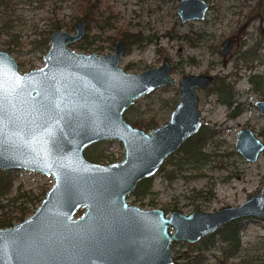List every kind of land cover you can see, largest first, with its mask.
<instances>
[{
    "label": "water",
    "instance_id": "1",
    "mask_svg": "<svg viewBox=\"0 0 264 264\" xmlns=\"http://www.w3.org/2000/svg\"><path fill=\"white\" fill-rule=\"evenodd\" d=\"M208 7L204 0H179L176 13L182 23L202 20ZM85 25L79 18L73 32L53 31L43 65L25 72L0 51V170L53 179L33 213L0 228V264H174L173 242L195 243L238 219L264 220V184L237 206L211 212L167 214L128 202L140 180L198 133L197 91L210 86L213 76L181 75L168 120L146 132L123 113L139 97L174 82L171 64L126 72L119 66L128 48L124 40L103 55L71 49ZM232 47L233 39H226L220 53L226 56ZM255 106L264 114V100ZM103 140L121 142L123 159L87 160L83 150ZM234 146L249 162L264 151V142L248 128L237 132Z\"/></svg>",
    "mask_w": 264,
    "mask_h": 264
},
{
    "label": "rangeland",
    "instance_id": "2",
    "mask_svg": "<svg viewBox=\"0 0 264 264\" xmlns=\"http://www.w3.org/2000/svg\"><path fill=\"white\" fill-rule=\"evenodd\" d=\"M207 2L210 9L204 20L181 23L176 13L178 0H99V22L109 18L111 27L100 30L91 26L87 31L86 23L82 39L70 46L78 52L103 55L112 52L116 41L124 40L128 48L119 66L129 73H140L163 61L171 64L174 82L139 97L123 113L128 123L146 132L150 129L134 122L151 117L158 125L166 122L180 96L178 78L181 75L210 74L224 79L230 86V105L217 100L212 89L214 85L211 89L197 91L201 128L212 131L204 149L205 163H185L183 159L179 161L178 151L174 153L170 161L166 160L151 177L153 193L144 197L131 193L127 197L129 203L140 208H161L166 213L175 210L183 214L193 210L211 212L225 206H237L264 184V151L256 161L249 162L234 146L236 134L243 128L252 130L264 142V114H260L255 106L256 101L264 100V0ZM79 18L83 19L79 2L76 5L71 1L20 0L10 22L14 26L15 42L8 44L9 37L0 34V51H6L14 58L20 72L38 68L43 65L42 56L49 42L48 39L43 45L36 42L50 36L55 21L63 24L59 30L73 32L72 25ZM3 24L0 15V26ZM121 34L125 38H121ZM131 35H137L143 44L131 43ZM229 36L235 37L236 42L231 54L223 58L218 49L222 40ZM107 37L109 41H102ZM84 41H94V45L102 44L104 48L91 50L93 45L82 49L79 44ZM83 155L91 161L107 164L122 160L124 150L121 142L110 140L86 147ZM171 163H178L180 171ZM18 171L7 196L9 201L5 198L2 202L8 211H17L24 203L35 210L52 186L53 179L37 172ZM168 174L174 178L169 180ZM17 192H25V195L13 203L10 198ZM242 222L241 251L236 257L223 258L219 233L192 244L173 242L171 255H195L202 249V264H218V261L240 264L241 260L247 264H264V220ZM209 241L214 245L205 250Z\"/></svg>",
    "mask_w": 264,
    "mask_h": 264
},
{
    "label": "trees",
    "instance_id": "3",
    "mask_svg": "<svg viewBox=\"0 0 264 264\" xmlns=\"http://www.w3.org/2000/svg\"><path fill=\"white\" fill-rule=\"evenodd\" d=\"M47 1V0H41ZM49 1V0H48ZM63 2V1H71L73 4L76 3L78 5L79 2V9H80V16L86 21L87 23V31H90L91 26L97 27L100 30H105L111 27V24L109 22V18H104V20H101L99 22V18L101 17V12H97L98 7V1L99 0H50V2ZM20 2V0H0V15L2 22L4 24L0 26V34L6 35L9 37L8 44L14 43L15 35L12 34V30L14 26L10 23L12 22L11 16H14V12L16 10L17 4ZM63 27V24L59 21H55L52 23L51 26V32L55 30H59ZM121 38H125L123 34L120 35ZM131 43H135L138 45H142L143 41L137 37V35H131ZM48 38H43L36 43L40 45L46 44ZM102 41H109V37ZM147 43V41L145 42ZM94 45V41L91 42H80L79 47L82 49H88L87 47H92ZM104 48V45L97 44L94 45V48L91 50H102ZM220 85V86H219ZM214 93L217 96V100L226 103L228 105L231 104L230 98L232 96V92L230 90V86L226 84L224 81L220 82L219 79H216V82L214 83V87L212 88ZM225 91V92H224ZM134 124H137L145 129H152L155 126H157V122L154 121V118L151 117L147 119L146 121H135ZM212 136V131H204V129H200L197 134H195L193 137L188 139L178 150V153L180 155L179 161L183 159V162L190 163L192 165L195 164H204L206 161L205 158V145L207 144L208 140ZM171 157L168 160L170 161ZM172 164V163H171ZM172 166L176 167V169H179L180 167L178 163H173ZM19 171L18 170H12V171H0V228L11 226L14 224V222L22 221L24 218H26L29 214H31L34 209H30V207L25 206V203L23 205L18 206L17 211H8L5 207L6 204H4L2 201L7 198V196L11 193L13 188V182L14 178L17 175ZM167 178L169 180L173 179L174 176L168 174ZM152 184H151V178H146L138 182L136 188L132 192L133 195H136L137 197H144L148 194H151ZM25 192L22 194L17 192L16 195L12 196L10 198V201L13 203L16 202L19 198L24 197ZM44 195V194H43ZM8 199V198H7ZM31 199V198H28ZM9 201V199H8ZM244 228V223L241 219L234 220L231 222H228L225 224L222 228H220L216 233H219V239L222 246V255L225 260H228L232 257H236L237 254L241 251V245H240V232ZM213 235H209L204 237L202 240H208ZM210 245H206V249H210L211 246L214 245V242H210ZM204 251L202 249H199L197 251V254L195 255H188L184 254L182 257L175 256L174 264H202L204 259ZM240 264H247L244 260H241Z\"/></svg>",
    "mask_w": 264,
    "mask_h": 264
},
{
    "label": "flooded vegetation",
    "instance_id": "4",
    "mask_svg": "<svg viewBox=\"0 0 264 264\" xmlns=\"http://www.w3.org/2000/svg\"><path fill=\"white\" fill-rule=\"evenodd\" d=\"M178 1H179V0H178ZM204 1L207 2V0H204ZM207 3H208V2H207ZM208 5H209V7H208V10H207L206 13H205V17H204V19L206 18V15H207V13H208V11H209V9H210V4L208 3ZM179 19H180V18H179ZM204 19H202V20H204ZM191 21H201V20H191ZM180 22H181V21H180ZM186 22H190V21H186ZM181 23H182V22H181ZM184 23H185V22H184ZM229 38L233 39V47H232L231 51H230L226 56H223V55L220 53V48H221V45L223 44V42H224L226 39H229ZM235 42H236V38H235V37H233V36L226 37L224 40H222V42H221V44H220V46H219V49H218V53H219L223 58H227V57L231 54V52H232V50H233V48H234ZM248 55H250V54H248ZM212 76H213V82H212V84H211L210 86H208L206 89H204V90H199V91H205V90H207V89H211V88H212V86H213L214 83L216 82V79L218 78V77H216V76H214V75H212ZM218 79H219L220 82H222V81L225 82L224 79H220V78H218ZM226 84H227V83H226ZM228 85H229V84H228ZM219 86H220V85H219ZM224 92H225V91H224ZM216 97H217V96H216ZM219 102H220V101H219ZM221 103H222V102H221ZM223 104H226V103H223ZM157 126H158V125H157ZM155 127H156V126H155ZM201 127H202V126H201ZM152 129H153V128H152ZM200 129H201V128H200ZM150 130H151V129H150ZM150 130H149V131H150ZM149 131H148V132H149ZM198 132H199V131H198ZM192 137H193V136H192ZM190 138H191V137H190ZM190 138H188V139H190ZM188 139H187V140H188ZM187 140H186V141H187ZM103 141H110V140H103ZM103 141H99V142H96V143H94V144H97V143H100V142H103ZM186 141H185V142H186ZM185 142H184V143H185ZM184 143H183V144H184ZM94 144H91V145H94ZM183 144H182V145H183ZM91 145H89V146H91ZM182 145H181V146H182ZM89 146H88V147H89ZM181 146H180V147H181ZM180 147L178 148V150L180 149ZM178 150H177V151H178ZM177 151H176V152H177ZM176 152H175V153H176ZM173 154H174V153H173ZM173 154H172V155H173ZM172 155H170L167 159H169ZM84 157H85V156H84ZM86 159H87V158H86ZM167 159H166V160H167ZM87 160H89V159H87ZM166 160H165V161H166ZM89 161H91V160H89ZM165 161H164V162H165ZM92 162H94V161H92ZM162 165H163V164H162ZM162 165H161V167H162ZM161 167H160V168H161ZM160 168H159V169H160ZM151 177H152V176H151ZM151 177H148V178H151ZM145 179H146V178H145ZM142 180H143V179H142ZM140 181H141V180H140ZM140 181H139V182H140ZM137 184H138V183H137ZM133 191H134V190H133ZM164 211H165V210H164ZM165 213H166V212H165ZM169 213H170V212H169ZM169 213H167V214H169ZM251 219H252V218H244V219H241V220H243V221H247V220H251ZM226 224H227V223H226ZM223 226H224V225H223ZM223 226H222V227H223ZM222 227H221V228H222ZM219 229H220V228H219ZM219 229H218V230H219ZM218 230H217V231H218ZM217 231H215L214 233H212V234H210V235H214ZM208 236H209V235H208ZM202 239H203V238H202ZM202 239H200V240H202ZM198 241H199V240H198ZM185 243H186V242H185ZM190 244H192V243H190ZM208 245H210V244H208ZM173 260H174V259H173ZM218 264H223V261H218Z\"/></svg>",
    "mask_w": 264,
    "mask_h": 264
}]
</instances>
